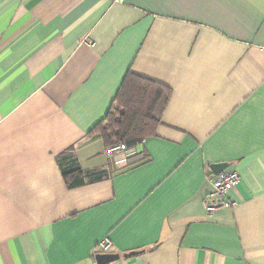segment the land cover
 I'll use <instances>...</instances> for the list:
<instances>
[{
    "label": "crops",
    "instance_id": "crops-1",
    "mask_svg": "<svg viewBox=\"0 0 264 264\" xmlns=\"http://www.w3.org/2000/svg\"><path fill=\"white\" fill-rule=\"evenodd\" d=\"M129 73L171 95L121 167L96 126ZM216 163L240 181L209 213ZM106 236L107 264H264V0H0V264Z\"/></svg>",
    "mask_w": 264,
    "mask_h": 264
},
{
    "label": "trees",
    "instance_id": "trees-1",
    "mask_svg": "<svg viewBox=\"0 0 264 264\" xmlns=\"http://www.w3.org/2000/svg\"><path fill=\"white\" fill-rule=\"evenodd\" d=\"M171 89L157 81L129 73L118 91L112 108L96 130L107 146L124 142L135 146L154 134L162 123V116L169 102ZM101 176V175H100ZM86 180L76 177L70 187Z\"/></svg>",
    "mask_w": 264,
    "mask_h": 264
},
{
    "label": "built area",
    "instance_id": "built-area-1",
    "mask_svg": "<svg viewBox=\"0 0 264 264\" xmlns=\"http://www.w3.org/2000/svg\"><path fill=\"white\" fill-rule=\"evenodd\" d=\"M107 152L111 155H117L115 162L121 167L129 166L141 158V154L134 149V146H128L124 142L109 145ZM209 179L212 183V191L204 201L205 208L209 213L222 207L236 204V201L230 198L228 193L234 190L240 181V175L237 171L226 170L219 173H211ZM112 246V240L106 236L98 242L95 250L99 253H106Z\"/></svg>",
    "mask_w": 264,
    "mask_h": 264
},
{
    "label": "water",
    "instance_id": "water-1",
    "mask_svg": "<svg viewBox=\"0 0 264 264\" xmlns=\"http://www.w3.org/2000/svg\"><path fill=\"white\" fill-rule=\"evenodd\" d=\"M227 165L225 163H216L211 165L212 171L214 173H219L221 171H223L224 169H226ZM141 251H130L128 253H125L124 256L125 257H129L132 255H136L139 254ZM121 255L119 253H112V252H106V253H99L96 256V260L98 262V264H107L110 263L118 258H120Z\"/></svg>",
    "mask_w": 264,
    "mask_h": 264
}]
</instances>
